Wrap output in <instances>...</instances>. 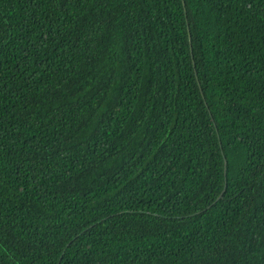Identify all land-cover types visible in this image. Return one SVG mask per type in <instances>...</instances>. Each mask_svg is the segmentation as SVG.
Listing matches in <instances>:
<instances>
[{"label": "trees", "instance_id": "trees-1", "mask_svg": "<svg viewBox=\"0 0 264 264\" xmlns=\"http://www.w3.org/2000/svg\"><path fill=\"white\" fill-rule=\"evenodd\" d=\"M0 264H264V0H0Z\"/></svg>", "mask_w": 264, "mask_h": 264}]
</instances>
